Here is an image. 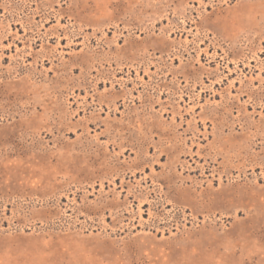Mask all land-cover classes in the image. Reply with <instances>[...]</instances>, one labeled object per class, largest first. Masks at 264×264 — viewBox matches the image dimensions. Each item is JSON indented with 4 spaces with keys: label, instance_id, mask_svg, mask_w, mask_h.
<instances>
[{
    "label": "rangeland",
    "instance_id": "374dc122",
    "mask_svg": "<svg viewBox=\"0 0 264 264\" xmlns=\"http://www.w3.org/2000/svg\"><path fill=\"white\" fill-rule=\"evenodd\" d=\"M0 264H264V0H0Z\"/></svg>",
    "mask_w": 264,
    "mask_h": 264
}]
</instances>
